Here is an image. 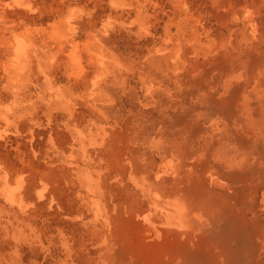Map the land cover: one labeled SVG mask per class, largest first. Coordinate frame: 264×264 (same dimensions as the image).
Masks as SVG:
<instances>
[{"label": "rangeland", "instance_id": "1", "mask_svg": "<svg viewBox=\"0 0 264 264\" xmlns=\"http://www.w3.org/2000/svg\"><path fill=\"white\" fill-rule=\"evenodd\" d=\"M150 257L264 264V0H0V264Z\"/></svg>", "mask_w": 264, "mask_h": 264}, {"label": "bare ground", "instance_id": "2", "mask_svg": "<svg viewBox=\"0 0 264 264\" xmlns=\"http://www.w3.org/2000/svg\"><path fill=\"white\" fill-rule=\"evenodd\" d=\"M183 190V189H182ZM203 238H206L208 241H212L215 239V236L213 234H211L210 236L206 237V236H202ZM151 258V257H150ZM183 257H169L168 260L162 258V257H153L151 259L148 260V262H145V264H169V262L171 260L174 259H178L179 261L182 259ZM147 259V258H146ZM137 263V262H136ZM135 263V264H136ZM134 264V263H132Z\"/></svg>", "mask_w": 264, "mask_h": 264}]
</instances>
